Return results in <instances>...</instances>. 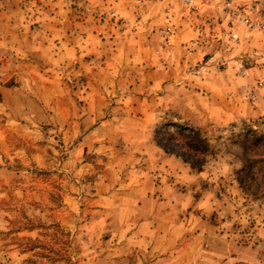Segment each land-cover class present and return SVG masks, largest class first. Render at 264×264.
I'll list each match as a JSON object with an SVG mask.
<instances>
[{
  "label": "rangeland",
  "instance_id": "1",
  "mask_svg": "<svg viewBox=\"0 0 264 264\" xmlns=\"http://www.w3.org/2000/svg\"><path fill=\"white\" fill-rule=\"evenodd\" d=\"M245 129L264 0H0V264H264Z\"/></svg>",
  "mask_w": 264,
  "mask_h": 264
},
{
  "label": "trees",
  "instance_id": "2",
  "mask_svg": "<svg viewBox=\"0 0 264 264\" xmlns=\"http://www.w3.org/2000/svg\"><path fill=\"white\" fill-rule=\"evenodd\" d=\"M170 137H182L189 140L190 143H187L186 146L196 153L203 154L201 148H208L206 140L202 138L199 132L174 131ZM237 139L238 143L242 144L243 158L242 168L237 171V174L241 176L238 179L239 187L251 191L252 195L264 196V132L245 129L243 135L238 136Z\"/></svg>",
  "mask_w": 264,
  "mask_h": 264
},
{
  "label": "built area",
  "instance_id": "3",
  "mask_svg": "<svg viewBox=\"0 0 264 264\" xmlns=\"http://www.w3.org/2000/svg\"><path fill=\"white\" fill-rule=\"evenodd\" d=\"M242 18H243V20L245 21L246 18H245V17H242ZM250 25H251V24H250ZM232 37H233V38H236V34H232Z\"/></svg>",
  "mask_w": 264,
  "mask_h": 264
}]
</instances>
